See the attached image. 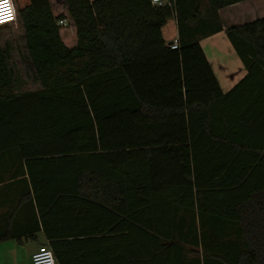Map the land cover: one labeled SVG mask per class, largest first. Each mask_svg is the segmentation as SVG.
<instances>
[{
	"label": "trees",
	"instance_id": "obj_1",
	"mask_svg": "<svg viewBox=\"0 0 264 264\" xmlns=\"http://www.w3.org/2000/svg\"><path fill=\"white\" fill-rule=\"evenodd\" d=\"M27 1L39 90L14 92L0 45V185L28 187L25 235L56 264H264V18L225 30L248 73L223 94L200 41L247 0Z\"/></svg>",
	"mask_w": 264,
	"mask_h": 264
},
{
	"label": "crops",
	"instance_id": "obj_2",
	"mask_svg": "<svg viewBox=\"0 0 264 264\" xmlns=\"http://www.w3.org/2000/svg\"><path fill=\"white\" fill-rule=\"evenodd\" d=\"M223 31L200 41V46L215 75L223 94L230 92L248 71L228 41L225 30L264 18V0H247L218 13ZM167 45L177 40V26L170 19L162 29ZM3 175V171H2ZM28 187L0 185V234L10 238L0 241V264H31L32 254L45 242L39 232L25 235L35 228V219L24 207V192Z\"/></svg>",
	"mask_w": 264,
	"mask_h": 264
},
{
	"label": "rangeland",
	"instance_id": "obj_3",
	"mask_svg": "<svg viewBox=\"0 0 264 264\" xmlns=\"http://www.w3.org/2000/svg\"><path fill=\"white\" fill-rule=\"evenodd\" d=\"M15 8L13 21L0 25V45L8 48L7 64L12 73L13 88L16 94L33 92L41 88L34 79V71L25 47L24 30L18 11L28 4L27 0H11Z\"/></svg>",
	"mask_w": 264,
	"mask_h": 264
},
{
	"label": "built area",
	"instance_id": "obj_4",
	"mask_svg": "<svg viewBox=\"0 0 264 264\" xmlns=\"http://www.w3.org/2000/svg\"><path fill=\"white\" fill-rule=\"evenodd\" d=\"M152 4L158 7H169V8H173L172 6V2H170L169 0H151ZM12 4V3H11ZM13 5V4H12ZM13 19L11 21L14 20L15 18V13L16 10L13 7ZM10 22V21H8ZM6 23V22H5ZM4 24V23H3ZM59 24L63 25V22H60ZM2 25V24H0ZM178 46V42L177 40L172 42L169 47L174 50L176 49ZM31 264H56L55 262V258L53 255V252L51 251V249L45 245L42 244L31 256Z\"/></svg>",
	"mask_w": 264,
	"mask_h": 264
},
{
	"label": "clouds",
	"instance_id": "obj_5",
	"mask_svg": "<svg viewBox=\"0 0 264 264\" xmlns=\"http://www.w3.org/2000/svg\"><path fill=\"white\" fill-rule=\"evenodd\" d=\"M13 15L11 0H0V24L11 21Z\"/></svg>",
	"mask_w": 264,
	"mask_h": 264
}]
</instances>
